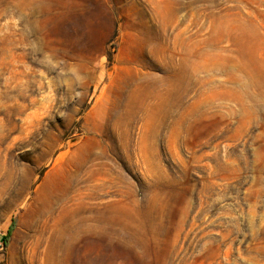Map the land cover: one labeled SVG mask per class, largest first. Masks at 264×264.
Here are the masks:
<instances>
[{"label":"rangeland","instance_id":"1","mask_svg":"<svg viewBox=\"0 0 264 264\" xmlns=\"http://www.w3.org/2000/svg\"><path fill=\"white\" fill-rule=\"evenodd\" d=\"M0 264H264V0H0Z\"/></svg>","mask_w":264,"mask_h":264},{"label":"trees","instance_id":"2","mask_svg":"<svg viewBox=\"0 0 264 264\" xmlns=\"http://www.w3.org/2000/svg\"><path fill=\"white\" fill-rule=\"evenodd\" d=\"M12 230H13V225L10 226V228H9V230H8V232H7V234L3 237V241H4V244H5L6 247L8 246L9 239H10L9 237H10V235H11V233H12Z\"/></svg>","mask_w":264,"mask_h":264},{"label":"built area","instance_id":"3","mask_svg":"<svg viewBox=\"0 0 264 264\" xmlns=\"http://www.w3.org/2000/svg\"><path fill=\"white\" fill-rule=\"evenodd\" d=\"M5 244L3 240H0V250H3L5 248Z\"/></svg>","mask_w":264,"mask_h":264}]
</instances>
